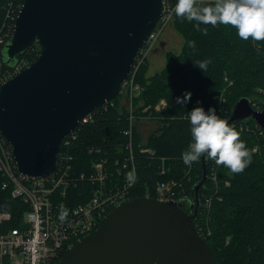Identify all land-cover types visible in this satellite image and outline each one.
<instances>
[{
	"label": "water",
	"instance_id": "1",
	"mask_svg": "<svg viewBox=\"0 0 264 264\" xmlns=\"http://www.w3.org/2000/svg\"><path fill=\"white\" fill-rule=\"evenodd\" d=\"M164 10V0L23 1L1 53L7 64H15L37 42L39 54L0 85V134L11 146L18 173L39 178L56 169L64 137L118 96ZM248 119L264 130V109H254L243 97L227 120ZM200 164L193 198L131 197L55 264H216L194 221L208 158L202 156Z\"/></svg>",
	"mask_w": 264,
	"mask_h": 264
},
{
	"label": "trees",
	"instance_id": "2",
	"mask_svg": "<svg viewBox=\"0 0 264 264\" xmlns=\"http://www.w3.org/2000/svg\"><path fill=\"white\" fill-rule=\"evenodd\" d=\"M23 1L0 0V22L4 14L2 5L8 11V19L9 10L5 4H17L18 13ZM196 2L212 3L204 0ZM10 8H13L12 5ZM171 23L183 37L181 52L178 55L169 54L167 66L150 77L146 76L145 61L133 78L134 83L141 87L131 99L136 121L145 115L146 112L142 113V110L149 108L147 112L151 114L150 117L158 118L161 126L144 142L138 136L136 127L134 128L131 158L128 151L129 139L123 132L127 127L128 111L121 106V93L87 114L88 118L75 127L73 133L76 137L70 140V145L66 149H60V153L66 150L70 157L69 188L65 197L59 199L68 209L73 206L78 208V214L81 213V206L93 196L98 184L90 177L94 172L93 165L103 160L108 175L105 183L112 191L127 184L130 180L127 174L134 171L135 178L129 186V198L146 196L156 199L155 185L158 181L174 179L183 184L182 180L187 176L193 178V181L190 185H185V190L189 195L187 197L193 198V187L201 179L202 169L200 160L189 166L181 157L192 139L189 111L197 106L196 101L199 100L206 110L218 106V113L227 119L236 101L243 97L249 99L253 87L264 88V40H243L233 26L225 24L201 25V28L208 29L205 33L194 27L196 21L177 16L175 11ZM190 40L196 42L195 47L188 45L187 41ZM3 47L0 46V83L11 77L14 68L21 61L31 64L39 54V45L34 42L22 52L15 64H7L1 53ZM205 59H210L211 62L205 70H201L199 62ZM225 82L231 87L224 95L220 92L226 85ZM186 89L192 92L189 103L176 104L175 97L182 95ZM220 97L223 98L222 103L219 102ZM161 99L165 101V108L155 111L154 107ZM247 123L254 124L255 130H239L240 126ZM234 127L241 132L240 138L247 142L248 148H256L252 161L244 171L237 172L236 177L227 174L224 164H216V181L209 178L210 165L207 164V179L199 190L200 208L194 221L210 247L216 264H264V132L260 134V127L252 119L235 123ZM67 137L70 138V133ZM145 149L150 152L142 151ZM162 168L165 171L163 175L160 174ZM225 179L230 182L228 187L224 186ZM4 180L5 177L0 173V211L10 213V220L6 223L8 227H22L24 213L29 207L13 198L11 189L2 188ZM215 183L218 186L221 184L220 192L216 194V198H221V201H213L212 193L216 190L212 185ZM205 197L210 199L207 208L203 204ZM210 206L212 209L208 212ZM208 214L211 231L207 227L203 228V221L208 218ZM216 228H233L232 232L240 240L238 246L232 245L234 241L231 238L230 244L224 247L226 236H218ZM66 250L67 248L61 252L55 262Z\"/></svg>",
	"mask_w": 264,
	"mask_h": 264
},
{
	"label": "built area",
	"instance_id": "3",
	"mask_svg": "<svg viewBox=\"0 0 264 264\" xmlns=\"http://www.w3.org/2000/svg\"><path fill=\"white\" fill-rule=\"evenodd\" d=\"M164 3L165 10L160 24L136 55L130 75L122 84L123 93L129 101V109H126L128 111L127 127L123 132L129 139L128 151L131 158L133 156L131 142L136 125L131 99L141 90V87L134 83L133 78L139 66L143 65L147 59L151 41H154L157 33L174 17L176 0H164ZM16 15L12 18V30ZM3 45L5 42L0 37V46ZM26 66L27 64L21 61L14 68L11 77ZM219 102H223L222 97L219 98ZM86 118H88L87 115L81 122ZM260 129L262 135L264 130L261 127ZM75 137L73 132L70 133V138L65 136L60 149L62 147L66 149L70 145V140ZM262 143L264 146V140ZM142 151L150 152L149 149ZM69 158L66 150L62 153L59 151L56 169L51 174L39 178L24 176L18 173L11 147L0 134V173L5 177L2 188L11 189V196L29 207L24 213L22 227H8L6 223L10 220V213L0 212V264H54L65 248L68 249L76 240L92 233L111 208L129 198V186L132 185L133 180H129L122 188L112 191L105 183L108 177L105 160L97 162L93 165L94 172L90 174L91 179L98 183L93 196L81 206L80 214H78V208L72 206L68 209V216L61 221L59 213L62 202L59 199L65 197L66 190L69 188ZM208 164L210 165L209 178L216 181L218 174L215 159L209 158ZM164 172L162 168L160 174L163 175ZM185 189L183 184L174 179L158 181L155 185L156 199L179 201L189 196ZM209 202L210 199L205 197L204 208L209 206Z\"/></svg>",
	"mask_w": 264,
	"mask_h": 264
},
{
	"label": "clouds",
	"instance_id": "4",
	"mask_svg": "<svg viewBox=\"0 0 264 264\" xmlns=\"http://www.w3.org/2000/svg\"><path fill=\"white\" fill-rule=\"evenodd\" d=\"M175 14L188 20L196 21L194 27L207 33L208 29L201 25H231L237 35L243 39L264 40V0H215L210 4H199L196 0H176ZM195 47V41H187ZM210 59L199 62V68L205 70ZM192 97L190 90L175 97L178 105L188 104ZM188 113L190 121L191 142L181 153L183 162L191 166L201 157L214 158L217 164H224L232 173L242 172L251 163L254 149L248 148L247 142L241 139V132L228 120L219 115L215 107L204 108L201 101H196ZM134 180V171L127 174ZM59 219L65 220L68 208L60 204Z\"/></svg>",
	"mask_w": 264,
	"mask_h": 264
},
{
	"label": "rangeland",
	"instance_id": "5",
	"mask_svg": "<svg viewBox=\"0 0 264 264\" xmlns=\"http://www.w3.org/2000/svg\"><path fill=\"white\" fill-rule=\"evenodd\" d=\"M201 1H203V0H201ZM204 1H211L212 3H214L215 2V0H204ZM6 5V7L8 8V10H9V18L7 19L6 18V15H7V12H6V10H5V8H4V6L2 5L1 7V9H3V11H4V14H3V16H2V18H1V22H0V37L4 40V42H6V40L8 39H10V35H11V32H12V25H13V21H12V18L16 15V14H18V13H16V8H17V4H14L13 5V3H7V4H5ZM10 5H12V9L10 8ZM21 7V6H20ZM11 13H12V15H11ZM173 20V19H172ZM171 20V21H172ZM171 21H169L166 25H168V24H170L171 23ZM165 25V26H166ZM164 26V27H165ZM164 27H162V29L164 28ZM161 29V30H162ZM160 30V31H161ZM159 31V32H160ZM158 32V33H159ZM158 33H157V35H158ZM157 37V36H156ZM152 43H153V41H151V43H150V45H152ZM39 45V44H38ZM4 46V45H3ZM150 49V48H149ZM39 50H40V46H39ZM175 50V49H174ZM225 78H227V77H225ZM229 81V80H228ZM226 83V82H225ZM229 83H230V81H229ZM229 83L227 82L226 83V85L223 87V89H222V91L220 92V94H222V93H224V95H225V91H229V88L231 87H229L228 85H229ZM251 92H252V94L249 96V99L251 100V105H252V107L254 108V109H257V110H262V109H264V88H260V87H253L252 89H251ZM120 96H121V99H120V102H121V106L122 107H124L125 109H129V106H128V104H129V101L127 100V98L122 94V92L120 91ZM219 94V95H220ZM218 95V96H219ZM225 100V99H224ZM141 105V103L139 104V106ZM165 102H164V100L163 99H161L156 105H155V107H154V110L155 111H162L164 108H165ZM217 108H218V106H217ZM216 108V109H217ZM149 109V108H148ZM148 109L147 110H142V113H145V115H143L142 117H140L139 119H138V121L136 122V127L138 128V132L139 133H141V132H144V133H146V135H147V137L152 133V132H154V131H156L160 126H161V123H160V120L158 119V118H151L150 116H151V114L150 113H148L147 111H148ZM219 115H221L222 116V114H219ZM254 124H252V123H247L246 125H243V126H241L240 128H239V130H241V131H244V132H249V131H251V130H255V125L253 126ZM144 141H145V139H143ZM143 141V142H144ZM193 164H195L194 162L192 163V165ZM220 166H221V164H220ZM224 169H226V172H228L227 174L229 175V176H233V177H236L238 174L237 173H232L231 171H230V169L228 168V167H225ZM193 176V175H192ZM190 178L191 177H189V176H187V177H184L183 178V180H182V183H183V187H185V185H190L191 183H192V181H193V178H191V180H190ZM226 180V182H225V185L224 186H226V187H228L229 186V184L228 183H230L229 182V180H227V179H225ZM218 183H215V184H213L212 186H213V188L216 190V191H213V196H214V199H213V201L215 200V199H217V201H221V198H216V194H217V192H220V187H221V184H219V186L217 185ZM187 193V192H186ZM4 206H7L8 207V205H6V204H4ZM3 209V208H2ZM8 209H9V207H8ZM211 209H212V207L210 206V208L208 209V212H210L211 211ZM263 212H264V210H262ZM0 212H5V211H0ZM207 217L208 218H206L204 221H203V223H205V227H203V228H208L210 231H211V228H210V216H209V214L207 215ZM208 223H209V227H208ZM217 229V228H216ZM232 230H233V228H230V229H224V228H221V229H217V232H218V236L219 235H225L226 237H225V240H224V244H223V246L224 247H227V245H229L230 244V242H231V238L233 239V241H234V243L232 244L233 246H238V243L240 242V240H239V238L237 237V235L235 234V233H233L232 232ZM228 235V236H227Z\"/></svg>",
	"mask_w": 264,
	"mask_h": 264
},
{
	"label": "crops",
	"instance_id": "6",
	"mask_svg": "<svg viewBox=\"0 0 264 264\" xmlns=\"http://www.w3.org/2000/svg\"><path fill=\"white\" fill-rule=\"evenodd\" d=\"M182 45V35L175 29L172 23L166 25L158 33L150 46L147 56L146 76L150 77L164 69L169 62V54L178 55L181 52ZM136 131L142 142L144 141L143 139L146 141V133H139L137 127Z\"/></svg>",
	"mask_w": 264,
	"mask_h": 264
},
{
	"label": "flooded vegetation",
	"instance_id": "7",
	"mask_svg": "<svg viewBox=\"0 0 264 264\" xmlns=\"http://www.w3.org/2000/svg\"><path fill=\"white\" fill-rule=\"evenodd\" d=\"M120 99H121V98H120ZM184 210H185V211H188V207H185Z\"/></svg>",
	"mask_w": 264,
	"mask_h": 264
},
{
	"label": "bare ground",
	"instance_id": "8",
	"mask_svg": "<svg viewBox=\"0 0 264 264\" xmlns=\"http://www.w3.org/2000/svg\"><path fill=\"white\" fill-rule=\"evenodd\" d=\"M4 218H6V217H4Z\"/></svg>",
	"mask_w": 264,
	"mask_h": 264
}]
</instances>
